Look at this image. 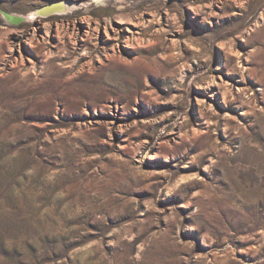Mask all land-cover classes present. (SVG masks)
Returning a JSON list of instances; mask_svg holds the SVG:
<instances>
[{"label":"rangeland","instance_id":"374dc122","mask_svg":"<svg viewBox=\"0 0 264 264\" xmlns=\"http://www.w3.org/2000/svg\"><path fill=\"white\" fill-rule=\"evenodd\" d=\"M258 156L264 0H0V264H264Z\"/></svg>","mask_w":264,"mask_h":264},{"label":"bare ground","instance_id":"6f19581e","mask_svg":"<svg viewBox=\"0 0 264 264\" xmlns=\"http://www.w3.org/2000/svg\"><path fill=\"white\" fill-rule=\"evenodd\" d=\"M254 156V155H253ZM253 163H255L257 166H259V168H260V172L262 173V174H264V157H256V158H254L253 159ZM259 168H257V169H259ZM259 190V188L258 187H255V190H254V192H256V191H258ZM259 193V192H258Z\"/></svg>","mask_w":264,"mask_h":264}]
</instances>
